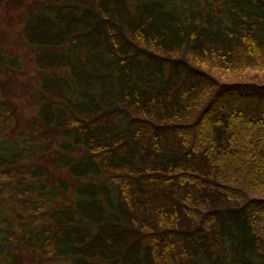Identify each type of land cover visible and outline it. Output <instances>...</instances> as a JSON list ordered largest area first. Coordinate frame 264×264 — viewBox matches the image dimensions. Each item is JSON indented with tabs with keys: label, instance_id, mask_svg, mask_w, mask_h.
<instances>
[{
	"label": "trees",
	"instance_id": "16d2710c",
	"mask_svg": "<svg viewBox=\"0 0 264 264\" xmlns=\"http://www.w3.org/2000/svg\"><path fill=\"white\" fill-rule=\"evenodd\" d=\"M11 9L40 76L23 126L0 43V264H264V0Z\"/></svg>",
	"mask_w": 264,
	"mask_h": 264
},
{
	"label": "rangeland",
	"instance_id": "374dc122",
	"mask_svg": "<svg viewBox=\"0 0 264 264\" xmlns=\"http://www.w3.org/2000/svg\"><path fill=\"white\" fill-rule=\"evenodd\" d=\"M14 10H10V15L12 19L5 24V26H0L2 30L1 36L4 38L0 43L5 46L7 43V48L11 49L18 55L19 59L22 61V69L18 72L16 76V81L12 83V95H11V103L13 104L16 114L18 116L17 121L21 123V125H25L26 122L34 116L35 110V100H34V92L33 89L37 86V81L39 79V73L34 68L33 64L29 61L32 56L29 54L27 49H24L20 45H18L16 41L17 36V15L13 14ZM5 43V44H4ZM217 77V76H216ZM216 79V78H215ZM17 87V88H15ZM207 92L203 95V101L206 100ZM52 137L55 134H51ZM63 172V171H62ZM61 171L57 173H51L53 176L55 174L63 175ZM58 176V175H57ZM48 261V260H47Z\"/></svg>",
	"mask_w": 264,
	"mask_h": 264
}]
</instances>
